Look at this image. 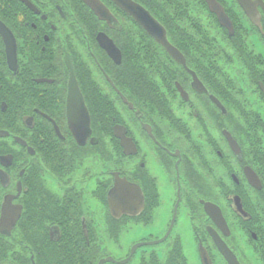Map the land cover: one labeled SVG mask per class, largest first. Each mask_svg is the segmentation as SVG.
Segmentation results:
<instances>
[{
  "label": "flooded vegetation",
  "instance_id": "obj_1",
  "mask_svg": "<svg viewBox=\"0 0 264 264\" xmlns=\"http://www.w3.org/2000/svg\"><path fill=\"white\" fill-rule=\"evenodd\" d=\"M188 1L219 36L185 25L181 0H99L110 20L84 0H0V221L4 204L18 218L10 235L0 228V264H39L26 240L39 231L82 235L77 264H264V0H217L227 24ZM127 5L166 29L184 66ZM217 41L243 62L254 112L208 51ZM71 67L91 120L84 144L70 127ZM115 173L142 189L138 215L111 213Z\"/></svg>",
  "mask_w": 264,
  "mask_h": 264
},
{
  "label": "water",
  "instance_id": "obj_2",
  "mask_svg": "<svg viewBox=\"0 0 264 264\" xmlns=\"http://www.w3.org/2000/svg\"><path fill=\"white\" fill-rule=\"evenodd\" d=\"M84 1L88 5L93 7L101 18L110 20V18L107 17V15L105 14L104 9L98 10L99 0H84ZM206 1L210 9L218 14L222 23L227 24L229 18L227 17L223 6L217 0H206ZM239 1L242 4V6L245 7L246 9H248V7L251 4L250 0H239ZM126 9L135 19H137L144 26V28L149 32V34L153 38H155L170 54H172L175 57V59L179 63H181L183 66L185 65V58L183 54L169 41L166 29L146 9L140 6L136 7L131 5H127ZM102 44L111 53L112 56L114 57L118 56V58L116 59L117 62H120V58H119L120 52L115 47V44L110 39H108L107 42L104 41ZM71 69H72L71 89L69 93L70 98L68 103L70 127L72 129L73 134L79 141V143L84 144L86 138L91 132V128H90L91 120H90L89 111L87 109V106L83 98L81 99L79 106H77V104L74 102L75 95L80 93V95L82 96V94L78 89L77 79L74 75L73 68L71 67ZM115 134L117 137L124 140L123 133L121 131H118V129H116ZM114 176H115L114 185L108 193L109 208L111 213L116 217H119L123 214L129 216H136L139 213H141L145 205L142 189L138 185L131 183L126 179L120 177L119 173H115ZM2 213L3 214L0 221V228L6 229L7 231H4V234L10 235L11 230L15 227L18 221V218L16 217L12 219L9 218L10 214L8 212V207L6 204H4ZM224 222L226 223L225 219ZM216 242L219 249L222 250L225 255H227V252L225 250L227 249V246L220 244L218 241ZM137 247L138 245L136 246V248ZM228 258L230 261H232L231 256H229ZM107 261H111V259L108 258L102 259L98 264H105ZM205 264H212V263L208 259L205 260Z\"/></svg>",
  "mask_w": 264,
  "mask_h": 264
},
{
  "label": "rangeland",
  "instance_id": "obj_3",
  "mask_svg": "<svg viewBox=\"0 0 264 264\" xmlns=\"http://www.w3.org/2000/svg\"><path fill=\"white\" fill-rule=\"evenodd\" d=\"M181 1L183 2L182 4L185 5L186 9L188 7L187 10L185 9L186 12L184 13L185 15H187V20L183 21L185 25L187 23H191L192 21H194L195 23L199 21L203 24L204 28L207 29V37L209 38V41L210 40L212 41L214 36H219L218 30L212 28L213 24L209 20L208 16H206L203 12H199L197 14L193 12L195 7L189 4V3H193L192 1L191 2L188 0H181ZM194 4L196 5V2ZM215 27L217 26L215 25ZM210 46L212 47V50L208 49V51L211 52L214 56H217L218 60L221 62L223 66L224 73L228 76H232L233 81L235 82L234 86L236 88V93L238 94L239 99L242 102H244L247 112L250 113L254 112V110L252 109L253 107L248 106V102L252 98L253 84L250 81V79L247 77L243 62L237 57V55L234 54L235 52H233L228 47V45L222 43V41L214 42ZM243 74H245V77H243ZM256 110L257 112H260L261 115L264 114L263 108ZM131 233L132 234L130 238L131 239L133 238V240L137 239L142 234L139 231H135ZM130 238L129 240H131ZM0 251L2 250L0 249ZM25 256L29 258L30 255H28L27 253L21 250L20 256H18L17 258L21 257V259L23 260ZM25 261L26 259L23 260V262Z\"/></svg>",
  "mask_w": 264,
  "mask_h": 264
},
{
  "label": "trees",
  "instance_id": "obj_4",
  "mask_svg": "<svg viewBox=\"0 0 264 264\" xmlns=\"http://www.w3.org/2000/svg\"><path fill=\"white\" fill-rule=\"evenodd\" d=\"M21 222L24 232L27 222L24 219ZM39 234V237L26 236V240H31L36 247L39 264H77V255L74 245L80 244L86 247V242L82 235L75 237L68 235L66 232L62 240L55 243L50 241L48 237L42 236L40 231ZM84 253H86V251L81 249L80 255L83 256ZM79 264H86L85 260L82 261V259H80Z\"/></svg>",
  "mask_w": 264,
  "mask_h": 264
}]
</instances>
